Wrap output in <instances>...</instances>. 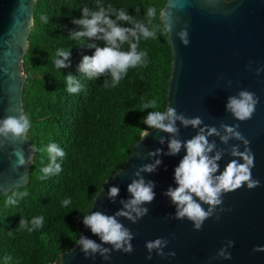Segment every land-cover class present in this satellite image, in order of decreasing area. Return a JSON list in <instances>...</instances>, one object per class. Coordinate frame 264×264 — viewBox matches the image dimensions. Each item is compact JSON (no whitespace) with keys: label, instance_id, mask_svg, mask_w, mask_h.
<instances>
[{"label":"water","instance_id":"obj_1","mask_svg":"<svg viewBox=\"0 0 264 264\" xmlns=\"http://www.w3.org/2000/svg\"><path fill=\"white\" fill-rule=\"evenodd\" d=\"M35 1L0 0V119L23 111L21 93L25 75L20 64L28 48ZM167 7L174 26L171 33H167L172 61L166 108L171 106L188 118L200 117L205 125L217 128L221 123L239 124L238 130L250 141L249 147L254 153L252 177L259 180L260 185L253 189L245 185L224 194L221 207L225 210L217 209L220 219L213 216L205 220L202 229L197 231L187 219L169 218L174 215L175 206L163 195L169 186H176L174 168L185 153L182 150L176 156H161L162 164L154 174H142L146 180L156 183L155 199L145 205L149 213L135 224L119 218L134 234V251L131 254L112 251L108 261L97 254L93 260L85 258L75 244L61 253L59 264H264V252H253L255 246H264V72L259 75L255 72L256 68H264V0H217L215 5L207 0H166L163 8ZM184 28L188 30V46L177 36ZM249 62H252L251 70ZM241 89L259 98L252 118L242 122L226 112L228 96ZM145 131L122 168L102 184L88 214L91 211L114 214L122 207L119 200L129 198L127 185L134 178L133 173L152 162L148 152L156 148L167 152V144H159L158 138H167L168 134L149 129V135L143 138ZM196 131L181 127L180 139H190ZM209 139L215 140L218 148L240 144V141L230 140L229 145H224L215 136ZM30 145L29 140L17 141L0 148V187L4 191L27 183L33 154L27 165H14L17 152L31 157ZM230 159L227 154L221 159V171ZM110 186L120 188L115 203L107 198ZM5 193L8 192H0V196ZM82 234L99 242L84 224ZM156 238L167 239L169 244L164 252H175V256L161 258L153 252L152 259H146L145 243ZM228 240L234 241L229 249L232 258H214Z\"/></svg>","mask_w":264,"mask_h":264},{"label":"trees","instance_id":"obj_2","mask_svg":"<svg viewBox=\"0 0 264 264\" xmlns=\"http://www.w3.org/2000/svg\"><path fill=\"white\" fill-rule=\"evenodd\" d=\"M97 3L124 8L129 15L145 20L149 6L157 8L159 17L166 0L35 1L34 23L20 64L25 75L22 112L31 123L30 144L46 148L56 143L65 156L57 160L62 171L41 180L40 169L49 163L48 153H34L27 183L12 189L29 195L7 207L5 201L11 193L0 196V264H59L61 253L70 250L82 234L83 215L90 212L102 184L122 168L142 132L149 130L143 119L150 111L166 109L172 61L167 33L158 32L155 39L141 38L138 51L147 52V66L130 68L116 87L104 86L105 79L111 81L108 73L89 80L78 72L82 57L95 51L87 45L104 44L86 37L71 39L73 30H82L72 21L81 18L85 6L97 10ZM42 15L49 18L48 23L42 22ZM153 25L163 27L159 19ZM128 47L124 44L122 50ZM58 48L71 51L70 67H55ZM69 73L83 85L77 94L67 91ZM149 100L156 101V108L141 111ZM64 199L71 200L67 207L62 206ZM34 216L44 217L41 228L31 233L19 228L21 218L30 221ZM6 255L11 257L7 262Z\"/></svg>","mask_w":264,"mask_h":264},{"label":"clouds","instance_id":"obj_3","mask_svg":"<svg viewBox=\"0 0 264 264\" xmlns=\"http://www.w3.org/2000/svg\"><path fill=\"white\" fill-rule=\"evenodd\" d=\"M210 5H215L217 0H207ZM169 6V5H168ZM95 11L85 6L82 8V15L79 19L72 22L82 30H73L70 37L73 40L88 38L89 40L102 41L104 46L100 47L96 43H89V48H94V53L84 55L78 65V72L82 73L89 80L99 79L108 73L111 81L105 79V87H116L127 75L130 68L147 66V52L138 51L141 38L155 39L158 32L171 33L174 26L173 16L167 8H161L159 17L157 8L149 6L146 10L145 20H139L133 15H129L124 8L116 9L111 4L104 6L97 3ZM137 8L136 12L139 13ZM115 17V18H113ZM159 19L162 28L153 25V21ZM41 20L48 23L49 18L42 15ZM34 23V21H30ZM120 22L130 25L123 26ZM180 41L188 46V30L184 28L177 33ZM128 44V50H122V45ZM71 51L58 48L55 53L53 63L57 69L70 67ZM252 62L248 68L251 70ZM255 72L259 75L264 72V68H256ZM68 93H79L83 85L77 76L69 73L65 77ZM231 86V81L228 82ZM259 98L255 93L246 89H241L235 95L227 98L226 112L230 113L237 121H246L252 118L256 110ZM156 101L149 100L143 103L141 111L145 109H155ZM148 129L158 130L168 134L160 136L158 143L167 144V152L162 148L149 151L148 156L152 162L140 166L134 173V178L127 185L129 198L120 199L122 206L114 214L108 215L101 211H91L90 214L83 215V224L89 228L93 235L99 238V242L80 234L75 242L80 247L85 258L95 259L98 254L103 260L111 258L112 251H119L131 254L134 251L132 240L133 232L126 227L119 218L123 217L133 224L149 213V208L145 205L151 204L156 196L154 189L156 183L146 180L143 173L154 174L162 164L161 156H176L182 150L183 157L174 168L175 187L169 186L163 193L172 205L175 206V213L169 218L176 220L187 219L193 224L194 230H201L205 220L215 216L220 219L217 213L219 208L223 212V196L245 186L248 189L256 188L260 185L259 180L252 177L254 165V153L249 147L250 141L246 139L239 129V124L232 126L221 123L219 128L205 125L200 117L188 118L183 113H178L175 108L169 106L164 111H150L142 121ZM179 122V126L178 123ZM203 125V126H202ZM191 127L197 129L196 134L190 139H180V128ZM31 128L29 117L22 111L19 115H8L0 119V148L12 146L17 141H28V133ZM149 135V131L143 133V138ZM218 137L224 145H229L230 140L240 141V144L230 145L227 148H218L215 140L210 141V137ZM243 145V150H241ZM48 153L49 163L40 169L41 180L58 175L62 171V166L57 162L58 158L65 156L64 150L56 143H49L46 148H38L30 145L31 157H25L23 152H17L18 157L14 167H22L31 162L32 154L36 152ZM232 159L227 162L223 170H220L219 162L225 155ZM19 187V186H17ZM0 192H10L11 194L5 201V206L15 205L19 200L28 196L27 191H4L0 187ZM120 193L119 186H110L107 191V198L115 203ZM71 203L70 199H64L62 206L67 207ZM207 206L205 208L204 206ZM44 225L43 216H34L26 220L21 218L19 228L29 233L41 228ZM11 234V233H9ZM169 244L165 238H156L147 241L145 247L148 251L146 259H152L155 252L161 258L174 257L175 252L165 253L164 248ZM110 245L111 247H106ZM234 246V241L228 240L224 246L216 253L218 259L230 260V248ZM253 252H264V246H255ZM11 259L5 256V262Z\"/></svg>","mask_w":264,"mask_h":264}]
</instances>
